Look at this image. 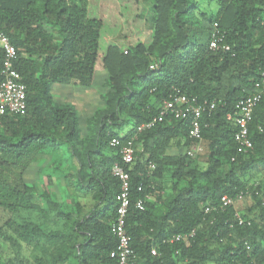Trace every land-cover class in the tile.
Here are the masks:
<instances>
[{
  "label": "trees",
  "instance_id": "obj_1",
  "mask_svg": "<svg viewBox=\"0 0 264 264\" xmlns=\"http://www.w3.org/2000/svg\"><path fill=\"white\" fill-rule=\"evenodd\" d=\"M209 3L204 11L198 0H154L146 41L109 44L99 54L103 22L89 16V0H0V31L16 49L26 93L23 112L0 114V264H117L111 224L120 182L111 167L128 139L135 148L126 167L132 203L150 195L144 210L131 204L126 217L137 264H264V93L248 125L250 149L237 151L235 122L226 119L264 73V0ZM215 22L228 50L209 48ZM98 59L106 72L101 105L82 132L75 106L52 88L91 87ZM2 60L0 49V71ZM181 94L216 103L200 118L204 165L185 153L189 118L167 116L137 130ZM113 138L120 145L111 146ZM64 145L76 162L72 185L89 197L87 205L56 199L54 170L40 173L39 184L27 177ZM240 192L241 200L219 208L221 196ZM39 244L46 255L30 259Z\"/></svg>",
  "mask_w": 264,
  "mask_h": 264
},
{
  "label": "built area",
  "instance_id": "obj_2",
  "mask_svg": "<svg viewBox=\"0 0 264 264\" xmlns=\"http://www.w3.org/2000/svg\"><path fill=\"white\" fill-rule=\"evenodd\" d=\"M218 34L217 23L215 22L213 23L209 48L214 50L221 47L222 49L228 50V45L219 44L220 37ZM0 49L3 52L0 71L2 76L0 81V114L6 111L15 113L23 112L26 109V93L21 75L14 67L15 60L17 59V52L7 35L1 31ZM152 66L153 65H150V67ZM262 93H264V73L255 81L254 91L241 98L237 103V109L233 113H227L226 115V119L233 120L236 125L234 140L237 142L238 152H245L252 147V142L248 133V125L252 118L254 107ZM215 104V102H210L209 104L198 103L194 98L189 99L183 94L174 95L162 102L158 116L154 117L150 122L140 124L137 130L140 131L144 128H148L155 121H160L167 116H173L174 118H189L190 126L188 135L192 142L186 148L185 153L188 156H194L204 149L200 118L206 108L212 110ZM110 145L118 146L120 145V141L117 138H113L110 140ZM134 153L135 148L133 139H128L125 144L120 146L121 162H115L111 167V173L116 176L120 182L115 218L111 224V231L117 238V245L115 250L110 252V256L116 258L117 264H137L134 251L130 244V236L125 228L126 217L131 204L138 210H144L145 200L150 198V195L146 194L143 198L140 197L132 203L130 197V176L126 167L132 162ZM153 167V164H151L150 169H153ZM142 189V184H139L137 186V191H142ZM243 196V192H240L235 198L223 195L220 199L221 203L219 208L223 209L227 205H232L236 201L241 200ZM209 210V207L205 209V211ZM235 217L239 223L243 222V219L238 213H235ZM193 234L194 231L178 234L175 235L173 239L176 241L187 239L192 237ZM155 253V248H152L151 254Z\"/></svg>",
  "mask_w": 264,
  "mask_h": 264
},
{
  "label": "rangeland",
  "instance_id": "obj_3",
  "mask_svg": "<svg viewBox=\"0 0 264 264\" xmlns=\"http://www.w3.org/2000/svg\"><path fill=\"white\" fill-rule=\"evenodd\" d=\"M154 0H89L88 14L91 17L101 19L103 27L100 30L99 51L101 54L105 51L109 44H117L120 47H125L129 44L136 43L138 41H146L150 36V8ZM200 6L204 11H209L213 5L209 3V0H198ZM106 77V72L102 69L100 60L96 63V76L94 77V83L91 87L84 88V92L72 89L69 95L62 96L59 94L56 98L59 100L73 101L76 105L81 117H84L92 112L97 107L100 101V93L103 91L102 83ZM77 88H83L81 86H75ZM56 89V87H55ZM184 150V148H183ZM172 151V150H171ZM61 158L60 165L56 163L59 170L63 173H67L65 176H61V172L53 171L52 180L54 181L50 185L51 191L55 195H60L64 198L67 197L70 205H75L76 202L87 205L89 197H83L78 194L71 182V175L74 173V161L70 156V151L66 145L62 146L59 151ZM205 146L202 152L197 153L198 161L201 165H204L205 161ZM33 166V165H32ZM45 171L36 166L30 167L27 172V177L39 184V174H44ZM64 207L61 206V209ZM6 217V214L0 212V223Z\"/></svg>",
  "mask_w": 264,
  "mask_h": 264
},
{
  "label": "crops",
  "instance_id": "obj_4",
  "mask_svg": "<svg viewBox=\"0 0 264 264\" xmlns=\"http://www.w3.org/2000/svg\"><path fill=\"white\" fill-rule=\"evenodd\" d=\"M55 87H56V89H55ZM72 89H76V90H78V91H81V92H84V88H77V87H75L74 85H71V84H54L53 85V88H52V92H53V94H54V97L56 98L59 94H61L62 93V96H63V94L66 96V95H69L70 96V94H71V92H72ZM57 95V96H56ZM57 99V98H56ZM57 100H59V99H57ZM59 101H61V102H63V101H66V102H69V103H72L74 106H75V108H76V110H77V112H78V115H79V126H80V128L82 129V132H85V124H86V121H87V118L93 113V111L98 107V106H100L101 105V103L97 106V107H95V109H93L92 110V112L91 113H89L88 115H86V116H84V117H81V114L79 113V110L77 109V107H76V105L74 104V102L73 101H69L68 99L67 100H59ZM101 101V100H100ZM128 130V127H124V128H122L121 129V134H123V133H125L126 131ZM172 150V151H171ZM60 151V150H59ZM59 151L58 152H55V153H52V154H49V155H45L44 157H43V159H42V161H41V163H37V164H34L33 166H36L37 168H38V171H40V169H42L43 171H45L44 173H46V172H49L50 170L52 171V170H56L57 172H61V170H59V168H58V166L56 165V163L57 164H59V166H61L60 165V160H61V158H60V153H59ZM167 153H169V154H175V153H177V149L176 148H169V149H167ZM70 156H71V154H70ZM72 158V157H71ZM73 159V158H72ZM73 161H74V166H73V168L75 169V167H76V162H75V160L73 159ZM33 166H31V167H33ZM57 166V168L56 169H53V168H55ZM61 176L63 177V176H65V175H67V173L65 172V173H63V172H61ZM52 183H53V185H54V181L52 180ZM78 194H81L80 192H78ZM83 197H84V195L83 194H81ZM55 197H56V199L58 200V201H61V202H63L66 206H68L69 207V201L67 200V197L66 198H64V197H62V196H60V195H55ZM86 197V196H85ZM83 204V203H82ZM67 209V208H66ZM36 214V213H35ZM34 213H32L30 216H31V218H34V219H36L37 221L39 220V217L37 216V215H35ZM39 246H40V244H39ZM41 247H44L43 245L42 246H40V247H37L36 249H32V247H31V249H30V251L26 254V255H29V257H30V259H32V258H34V256H38V257H40L42 254V256H44V255H46V253H42V251H41ZM44 250V249H43ZM71 261H66V262H63V263H61V264H69Z\"/></svg>",
  "mask_w": 264,
  "mask_h": 264
}]
</instances>
